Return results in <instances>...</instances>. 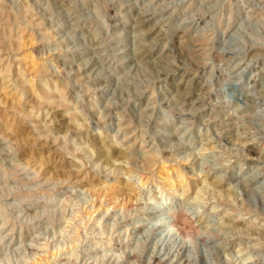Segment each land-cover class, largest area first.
Segmentation results:
<instances>
[{
  "label": "rangeland",
  "instance_id": "rangeland-1",
  "mask_svg": "<svg viewBox=\"0 0 264 264\" xmlns=\"http://www.w3.org/2000/svg\"><path fill=\"white\" fill-rule=\"evenodd\" d=\"M0 264H264V0H0Z\"/></svg>",
  "mask_w": 264,
  "mask_h": 264
},
{
  "label": "bare ground",
  "instance_id": "bare-ground-1",
  "mask_svg": "<svg viewBox=\"0 0 264 264\" xmlns=\"http://www.w3.org/2000/svg\"><path fill=\"white\" fill-rule=\"evenodd\" d=\"M171 226L176 230V232L179 234V236H181L182 238L184 237L183 229L181 227H179V225H178V217L177 216H173V221L171 223ZM187 238H188V236H187Z\"/></svg>",
  "mask_w": 264,
  "mask_h": 264
}]
</instances>
